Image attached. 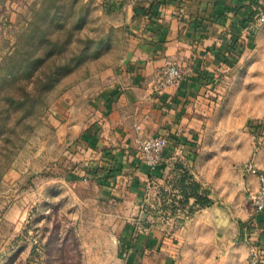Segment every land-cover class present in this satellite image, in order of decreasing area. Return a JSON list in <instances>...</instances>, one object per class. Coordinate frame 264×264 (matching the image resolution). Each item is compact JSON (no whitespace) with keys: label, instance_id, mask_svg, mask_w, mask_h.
<instances>
[{"label":"crops","instance_id":"crops-1","mask_svg":"<svg viewBox=\"0 0 264 264\" xmlns=\"http://www.w3.org/2000/svg\"><path fill=\"white\" fill-rule=\"evenodd\" d=\"M109 2L122 18V60L93 93H64L53 110L54 137L44 140L27 169L41 162L47 170L58 162L65 180L97 186L111 200L132 201L140 220L151 216L143 207L154 188L158 205L167 203L160 192L179 197L182 178L191 176L213 204L182 220L174 212L158 214V225H130L134 236L124 242V264H249L250 242L264 264V211L255 212L251 200L260 182L244 170L253 162L264 172V134L254 126L264 120V112L254 114L239 104L238 112L219 113L225 90L233 88L228 79L254 52L247 47H253L256 36L247 38L245 26L264 0H153L149 12L138 14L128 0ZM2 6L10 12L0 14V39L6 27L20 23L21 9L17 0ZM167 62L178 64L184 76L162 86L161 68ZM145 136L169 139L155 170L139 150ZM8 175L22 176L15 170ZM215 206L239 224V235L215 226ZM205 231L219 241H201ZM203 246H210L213 255L237 246L245 252L203 257Z\"/></svg>","mask_w":264,"mask_h":264},{"label":"rangeland","instance_id":"rangeland-1","mask_svg":"<svg viewBox=\"0 0 264 264\" xmlns=\"http://www.w3.org/2000/svg\"><path fill=\"white\" fill-rule=\"evenodd\" d=\"M5 1L0 0V14L10 12L2 8ZM17 1L21 5L20 23L5 28L6 33L0 39V67L6 65L9 52L22 51L26 46L32 49L31 60L34 59L38 38L36 28L28 30L27 22L36 21L40 14L49 36L59 41V45L55 49L57 56L50 58L43 68L38 66L32 71L35 77L23 82H28L33 94L37 93L35 88H44V103L30 108L20 123L17 122L23 112L12 113L11 140L0 141V264H124V242L134 236L128 231L130 225L140 221L144 225H158V214L180 212L181 220L191 214L192 204L183 203L181 188L179 197L160 192L167 203L159 205L158 188H152L143 207L151 216L140 220L132 201L111 200L97 186L65 180L64 166L58 162L47 170L42 169L41 162L35 169H27L44 140L54 137L53 110L64 93L68 90L93 93L107 82L109 71L120 64L126 45L118 36L122 18L116 9L107 6L111 5L109 0ZM56 9L59 20L52 18ZM247 35L249 38L248 32ZM255 36L253 47H247L253 54L228 79L233 88L225 90L219 106L221 114L238 112L239 104L254 114L264 112V24ZM40 69L46 73L43 81L36 78ZM47 77L52 80L45 82ZM11 170L22 176L10 177ZM191 180L189 176L186 182ZM199 237L208 244L219 241L209 231ZM203 247V257L221 258L245 252L237 246L213 255L207 250L210 246Z\"/></svg>","mask_w":264,"mask_h":264},{"label":"trees","instance_id":"trees-1","mask_svg":"<svg viewBox=\"0 0 264 264\" xmlns=\"http://www.w3.org/2000/svg\"><path fill=\"white\" fill-rule=\"evenodd\" d=\"M152 3L149 6V3L144 5L135 4V13L149 12L152 9ZM110 8L111 10L116 9V7ZM41 17L42 14H40V18ZM40 18H37L36 21L27 22L28 30L31 27L36 28L35 33H37L38 38L36 48L37 54L34 59L31 60L33 54L32 49H30L29 46H26V49L22 51H17L15 49L14 51L9 52L6 57V65L4 68L0 67V108H2V112L0 111V141L11 140V133H13V131L9 129V124L11 122L12 113L23 112L24 115L17 122L20 123L26 118L30 108H34V106L39 103H44V88H35L37 93L33 94V92L28 89V82L25 84L23 83L30 78L35 77V72L32 73L33 70H37L38 66L43 68L45 63L48 62L50 58H53L58 54L55 53V49L58 47L59 41L52 40L49 36L48 29L43 26V20ZM52 18L59 20V11L57 9L52 14ZM27 37L29 38V35H27ZM25 44H29L28 39L25 41ZM17 55H19V59L16 58ZM53 62L56 61L53 60ZM17 63H19V66ZM2 70L5 72L1 73ZM41 71L42 69H40V74L36 72V78L43 81L46 73ZM43 73V77H38ZM50 80H52V78L47 77L45 82H49ZM254 126L257 128L258 132L264 134V120L254 123ZM187 176L188 175H185L182 178L183 184L181 186V190L184 198L183 203L188 204L191 198L195 199V202L192 204L191 213H194L200 208L210 207L213 204V201L208 197V192L202 190L200 183L195 180H191L190 183H187L186 181L189 177Z\"/></svg>","mask_w":264,"mask_h":264},{"label":"built area","instance_id":"built-area-1","mask_svg":"<svg viewBox=\"0 0 264 264\" xmlns=\"http://www.w3.org/2000/svg\"><path fill=\"white\" fill-rule=\"evenodd\" d=\"M133 4H148L152 0H128ZM264 24V6H259L249 23L245 26L249 37H252L257 29ZM162 86L178 83L184 76V70L174 62H167L161 68ZM169 144V139L165 136H145L139 141V150L143 160L150 166L151 170H155L163 157V152ZM246 172L256 174L259 178V190L251 197L252 206L255 212L264 211V172L260 171L253 163H246L244 166ZM249 264H262V257L259 249L255 245H251Z\"/></svg>","mask_w":264,"mask_h":264},{"label":"water","instance_id":"water-1","mask_svg":"<svg viewBox=\"0 0 264 264\" xmlns=\"http://www.w3.org/2000/svg\"><path fill=\"white\" fill-rule=\"evenodd\" d=\"M212 218L214 220L215 226L222 229H231L234 236L239 235L240 226L237 222L233 221L226 210L221 207H213L212 208Z\"/></svg>","mask_w":264,"mask_h":264}]
</instances>
